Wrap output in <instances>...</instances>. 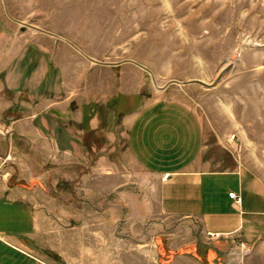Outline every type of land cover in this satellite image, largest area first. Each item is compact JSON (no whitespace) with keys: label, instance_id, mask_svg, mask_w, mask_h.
<instances>
[{"label":"rangeland","instance_id":"obj_1","mask_svg":"<svg viewBox=\"0 0 264 264\" xmlns=\"http://www.w3.org/2000/svg\"><path fill=\"white\" fill-rule=\"evenodd\" d=\"M142 97L184 103L204 121L207 158L218 167L243 163L264 180V0H0V178L9 167V177L19 176L15 148L25 149V160L32 155L16 122L30 131L36 108L61 114L54 105H68V126L87 147L85 171L74 166L72 174H86V186L71 179V219L57 221L86 229L87 264H209L216 243L198 223L185 233L194 240L179 244V222L161 218L154 190L112 188L109 176L96 177L95 117L109 129L112 113L126 112L116 101L134 105ZM34 119L51 132L50 116ZM105 136L99 139L110 143ZM29 165L22 161L24 175L36 172ZM29 222L24 216V229ZM15 231L19 240L22 229ZM0 245V264L40 263ZM220 250L229 264V250ZM244 253L231 264H245ZM48 255L68 264L57 252Z\"/></svg>","mask_w":264,"mask_h":264},{"label":"crops","instance_id":"obj_2","mask_svg":"<svg viewBox=\"0 0 264 264\" xmlns=\"http://www.w3.org/2000/svg\"><path fill=\"white\" fill-rule=\"evenodd\" d=\"M121 104L116 101L113 107H126V112L121 116L112 113L109 129L100 126L98 115L95 117L96 177L109 176L112 188L136 185L148 194L154 190L161 218L179 222L176 226L179 244L194 240L188 235L185 237V233L198 223L203 234L216 243L208 248L206 261L209 264H222L219 257L222 247L229 250V264L235 262V255L241 251L245 252V264L264 263V239L251 243L254 236H264L262 177L243 163L218 167L220 161L215 164L213 159L207 158L204 121L184 103L142 97L134 105ZM54 107L61 110V114L45 113L42 106L36 108L35 115L27 119L30 131L24 130L21 121L16 122L24 135L22 139L30 140L32 155L25 160L23 157L28 156L25 149L15 148L17 178L9 177L12 175L10 167L3 169L6 175L0 178V220L6 227L0 231V240L23 250L39 264H55L48 251L61 254L68 264H72V259L75 263L87 264L86 229L60 227L57 221L71 219L68 188L71 179L78 182L75 187L86 186V174L72 173L74 166H83L85 171L87 147L82 135L72 132L68 126L72 120L68 105ZM81 112L78 119L82 118ZM36 116L51 117V132H44L36 125ZM103 135L110 136V143L99 139ZM228 140L237 141L230 137ZM22 161H30L29 171L36 172L24 175ZM22 176L26 181L20 179ZM62 180L68 181L67 189L59 187ZM230 191L239 194L241 201L231 197ZM149 214L143 208L140 216L145 218ZM24 216L31 224L27 229L21 223ZM17 228L22 229L19 231L21 240L17 239ZM28 238L36 244L26 240ZM241 242L245 246H241ZM100 259L101 256L99 263ZM189 263L199 264L192 259Z\"/></svg>","mask_w":264,"mask_h":264},{"label":"built area","instance_id":"obj_3","mask_svg":"<svg viewBox=\"0 0 264 264\" xmlns=\"http://www.w3.org/2000/svg\"><path fill=\"white\" fill-rule=\"evenodd\" d=\"M230 139L231 140H238L239 139V136L237 135V133H232V135L230 136ZM229 195L233 198L236 199L237 202H240L241 201V197L239 194H237L235 191H230L229 192ZM241 246H245V243L241 242L240 243Z\"/></svg>","mask_w":264,"mask_h":264}]
</instances>
